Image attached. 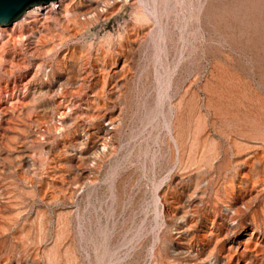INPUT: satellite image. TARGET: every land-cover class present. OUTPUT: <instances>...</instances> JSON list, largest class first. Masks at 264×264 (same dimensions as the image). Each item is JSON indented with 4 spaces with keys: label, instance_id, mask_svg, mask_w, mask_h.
Instances as JSON below:
<instances>
[{
    "label": "rangeland",
    "instance_id": "obj_1",
    "mask_svg": "<svg viewBox=\"0 0 264 264\" xmlns=\"http://www.w3.org/2000/svg\"><path fill=\"white\" fill-rule=\"evenodd\" d=\"M77 1L0 27V264H264V0Z\"/></svg>",
    "mask_w": 264,
    "mask_h": 264
},
{
    "label": "water",
    "instance_id": "obj_2",
    "mask_svg": "<svg viewBox=\"0 0 264 264\" xmlns=\"http://www.w3.org/2000/svg\"><path fill=\"white\" fill-rule=\"evenodd\" d=\"M58 0H0V27L10 28L21 16L36 6H48Z\"/></svg>",
    "mask_w": 264,
    "mask_h": 264
},
{
    "label": "bare ground",
    "instance_id": "obj_3",
    "mask_svg": "<svg viewBox=\"0 0 264 264\" xmlns=\"http://www.w3.org/2000/svg\"><path fill=\"white\" fill-rule=\"evenodd\" d=\"M83 0H78L77 1V3H76V7H85V6H92L91 4L93 3V8L92 9H96V12H97V8H98V6H99V1L100 0H87L86 1V3L84 2H82ZM102 1V0H101ZM105 1V0H104ZM107 1V0H106ZM72 2V1H71ZM103 2V1H102ZM138 2L140 3V6H141V8H142V11H143V20L145 19L146 21H149V19H151L155 24H157L158 25V20H157V17H156V14H155V11L154 10H152V9H146V6L144 5V3L141 1V0H138ZM83 3V4H82ZM109 3V2H108ZM90 4V5H89ZM100 5H102V4H100ZM104 5V4H103ZM108 5V4H107ZM50 6V8L51 7H54V3H52L51 2V5H49ZM95 6V7H94ZM39 6H36V7H33V8H31V10H33V9H35V11H36V9H40V8H38ZM48 7V6H47ZM35 11H30L28 14H30V13H33V12H35ZM90 12H91V10H89ZM88 12V11H87ZM95 11H94V13H96ZM89 13V12H88ZM88 13H86V14H88ZM34 14V13H33ZM47 14V13H46ZM97 14V16H98V14H99V12H97L96 13ZM44 17V19L46 18V16L44 15V14H42ZM18 25H16V27H17ZM16 27L13 29V30H15L16 29ZM14 37L17 39V41H13V44H16V43H18L19 42V39H20V36L19 35H14ZM13 37V38H14ZM110 40V39H109ZM119 41V40H118ZM126 41H127V38H126V36L125 37H122V40L120 41V42H122V43H126ZM119 42V43H120ZM20 43V42H19ZM161 44H162V40H161ZM120 45V44H119ZM110 58V57H109ZM116 61L112 58L111 59V64L113 65L114 63H115ZM123 64L124 63H122V66H121V68L123 67ZM257 162L258 161H260L259 159L258 160H256Z\"/></svg>",
    "mask_w": 264,
    "mask_h": 264
}]
</instances>
